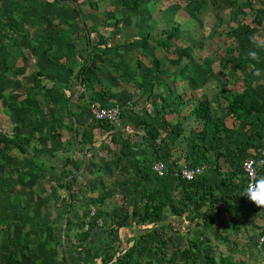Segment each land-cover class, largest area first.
Here are the masks:
<instances>
[{
  "label": "rangeland",
  "instance_id": "rangeland-1",
  "mask_svg": "<svg viewBox=\"0 0 264 264\" xmlns=\"http://www.w3.org/2000/svg\"><path fill=\"white\" fill-rule=\"evenodd\" d=\"M27 8L39 12L30 16L38 32L26 45L36 60L23 66L25 78L63 80L57 88L83 108V122L66 125L64 137L57 116L53 158L35 163L49 172L40 183L55 191L53 204L32 211L57 249L52 264L255 263L264 216L242 195L241 161L262 159L264 79L253 77L252 65L264 67V59L256 64L246 52L250 35L264 37V0H40L32 8L1 0L8 40L25 39L15 29ZM80 51L90 54L87 63ZM36 54L44 57L38 65ZM4 71V79L17 72L0 60ZM119 90L123 99L111 104L131 122L115 129L98 123L90 106ZM1 130L4 148L7 139L19 146L13 129ZM157 158L166 165L161 182L148 175ZM196 164L203 173L195 181L178 177ZM151 204L160 214L146 215Z\"/></svg>",
  "mask_w": 264,
  "mask_h": 264
},
{
  "label": "crops",
  "instance_id": "crops-1",
  "mask_svg": "<svg viewBox=\"0 0 264 264\" xmlns=\"http://www.w3.org/2000/svg\"><path fill=\"white\" fill-rule=\"evenodd\" d=\"M8 1L18 3L20 0ZM27 1L31 2L32 8V5L38 4L40 0ZM38 12L39 10L33 8L23 10L24 19L20 21L23 27L16 25L15 29L25 33L26 36H23L25 39L22 42L14 41V38L8 40L6 33H0L2 38L0 47L4 48L3 52L0 51L2 55L0 60L17 71L7 75L5 79L3 77L5 71L0 75L5 81L3 83L5 88L2 90L5 95H0V127L13 129L20 139L18 147H15L16 142L7 139L8 146L4 148V142L0 141V264H52L57 249L52 241L46 240V236L40 233L37 228L40 223L39 217L34 218L32 211L40 209L45 200L49 202L51 199L53 204L55 191L46 183H40L41 177L49 175V172L36 168L35 163L53 158L51 153L55 152L54 128L57 116L61 123L58 127L59 130L61 129L58 136L64 137L66 125H70L71 122L74 123L75 120L83 122L81 118L83 108L73 104L74 94L70 95V91L65 87L57 88L56 86L63 80L45 79L48 73L44 75V78L41 76V83L34 75L25 78L28 72H24L23 66L33 64L32 61L36 60L34 51H30L26 44L31 38L37 36L38 29L33 27L35 25L30 20V16ZM1 25L7 26L5 22ZM85 46L87 48L86 42ZM36 57L38 61L35 65H38L40 59L43 60L44 57L39 54H36ZM79 57L80 62L86 60L87 52L83 54V51H80ZM45 59L50 60L49 57ZM82 77L80 76L79 83L86 81ZM120 91L122 90L116 92L117 97L103 91L105 97L100 96L95 101L99 105L117 102L123 99ZM56 96H58V105ZM71 99L73 103L70 104ZM10 104H17V107L12 109ZM17 109H21L19 114L17 113L19 121L16 118ZM10 117H14L12 119L16 125L12 124ZM129 118V113L126 112L121 125L126 127L130 125ZM8 122L12 124L11 127L7 126ZM41 137L43 142L39 140ZM9 145H14L18 153L10 152L13 150Z\"/></svg>",
  "mask_w": 264,
  "mask_h": 264
},
{
  "label": "built area",
  "instance_id": "built-area-1",
  "mask_svg": "<svg viewBox=\"0 0 264 264\" xmlns=\"http://www.w3.org/2000/svg\"><path fill=\"white\" fill-rule=\"evenodd\" d=\"M90 113L93 116V118L98 123L107 124L109 126L114 127L115 129L121 126L122 122V107L119 103H114L110 105H99V104H93L90 106ZM2 135V130L0 127V136ZM264 135V134H263ZM261 157L264 159V141L261 144ZM260 161V160H258ZM256 161L251 156H246L241 161V168L244 172L246 182L245 187L247 184L254 178H258L259 174V168L256 166ZM203 173V168L199 165H193L190 167H186L180 170V173L178 177L182 180L193 182L195 181L199 176H201ZM148 175L155 180H159L160 182L162 180H165L166 178V165L164 161L161 158H157L149 166ZM244 187V188H245ZM257 206V205H256ZM263 216H264V208H261L257 206ZM95 210L92 209L91 213H94ZM260 241L264 242V229L260 236ZM253 264H264V252H260V258Z\"/></svg>",
  "mask_w": 264,
  "mask_h": 264
},
{
  "label": "clouds",
  "instance_id": "clouds-1",
  "mask_svg": "<svg viewBox=\"0 0 264 264\" xmlns=\"http://www.w3.org/2000/svg\"><path fill=\"white\" fill-rule=\"evenodd\" d=\"M250 46L246 52V59L260 64L262 59L260 52L264 51V37L252 34L248 37ZM254 78L264 79V67H256L252 65ZM257 167H264V159L256 162ZM242 195L255 205L264 208V175L258 178L254 177L244 188Z\"/></svg>",
  "mask_w": 264,
  "mask_h": 264
},
{
  "label": "trees",
  "instance_id": "trees-1",
  "mask_svg": "<svg viewBox=\"0 0 264 264\" xmlns=\"http://www.w3.org/2000/svg\"><path fill=\"white\" fill-rule=\"evenodd\" d=\"M76 13H77V15H79V14H80V10L77 9V10H76ZM86 43H87V47H88V46H89V41H88V39L86 40ZM156 44H163V45H165L166 42H164V41H156ZM89 59H90V54L88 53V54H87L86 63L88 62ZM84 65H85V63L81 65V68H80V70H81L80 72H81V73H82V69H83ZM193 110L195 111V113H197V116H198V114L200 113L199 108L195 106ZM158 197H159V191H158V190L151 191L150 194H149V198H150L151 200H156ZM158 206H159V205H156V204H151V205H149V206L146 208V215H147V216H150V215H153V214H154V215H158V214H160L161 209H160ZM150 207H151V208H150ZM148 208H150L151 210L148 211ZM209 264H216V263H215L213 260H210Z\"/></svg>",
  "mask_w": 264,
  "mask_h": 264
}]
</instances>
